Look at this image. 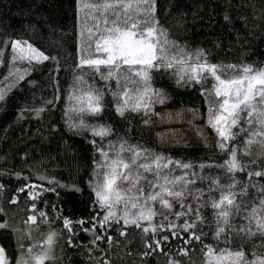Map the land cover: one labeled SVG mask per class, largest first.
<instances>
[{
    "label": "trees",
    "instance_id": "1",
    "mask_svg": "<svg viewBox=\"0 0 264 264\" xmlns=\"http://www.w3.org/2000/svg\"><path fill=\"white\" fill-rule=\"evenodd\" d=\"M102 2L0 0V78L15 41L25 42L48 57L36 65L28 61L33 67L0 100V224L7 225L0 228V247L7 263L20 264L23 260L32 264L31 256L46 247L45 238L51 233H55L49 251L51 258L45 264H205V246L217 252L243 251L249 262L258 256L264 258V234L257 232L255 225V235L238 231L248 223L244 219L245 207L258 206L264 197L259 191L264 187V177L248 176L250 172L264 171V155L255 145L251 155L244 154L245 134L229 141L228 150L218 147L220 137L209 124V109H214L218 102L213 94L215 79L204 73L198 83L189 82L186 75L181 80L176 62L172 68L153 67L147 70L153 103L133 110L130 98L141 85L138 77L131 76L137 83L127 84L129 103L121 115L117 111L121 100L113 93L123 91L124 80L118 88L115 80L101 78L108 72L106 66H100L99 72L87 66L78 67L82 58L105 56L94 52L93 42L105 34L118 14L121 27L136 23L138 30L153 27L159 31L162 39L158 49H163L159 52L165 60L172 55L199 54L201 60L219 66L264 69V0H118L119 5L127 6V11L117 6L106 13L99 7ZM141 67L134 66L132 71ZM120 72L128 76V66ZM81 75L87 85L102 94L103 110L98 114L80 112V106L72 99L83 87L77 80ZM163 105L200 107L208 127L205 142L188 137L186 142L178 138V145L158 146ZM98 125L106 126L110 134L103 138L93 135L91 129ZM231 131L237 133L238 129ZM197 136L203 137L199 133ZM121 143L126 148H139L149 156H161L165 161L191 164L189 170L170 167L173 175L187 172L190 179H196L190 188L204 190L201 200L188 196L183 201L198 207L202 220L176 217L173 213L184 209L175 202L165 220L159 214V203L149 202L145 208L151 207L157 215L150 221H140V227L125 225L121 203L117 205L118 213H113L101 227L110 209L101 208L97 201L96 185L102 181L98 173L104 172L97 167L104 161L98 149L108 151L112 157L114 150L109 146ZM232 149L244 167V171L234 174L221 167L230 159ZM122 155L127 159L130 154ZM200 165L206 167L201 169ZM192 172L196 177H192ZM145 175L152 179L150 174ZM211 179H218L221 185L234 179L236 192L241 186L247 188L246 195L237 197L242 213L230 217L233 230L226 228L219 238L215 234L216 210L211 206V200L219 199V192L209 191ZM141 184L146 197L150 188L145 181ZM22 188L24 191H20ZM31 216L37 217L34 223L29 221ZM133 218L134 215L128 216ZM65 219L71 222L68 228ZM185 220L196 224L190 231L199 235L200 240L191 239L190 232L179 227L175 229L176 236L171 234L169 222L180 225ZM152 227L157 231H142ZM157 240L161 241L159 247Z\"/></svg>",
    "mask_w": 264,
    "mask_h": 264
},
{
    "label": "snow or ice",
    "instance_id": "2",
    "mask_svg": "<svg viewBox=\"0 0 264 264\" xmlns=\"http://www.w3.org/2000/svg\"><path fill=\"white\" fill-rule=\"evenodd\" d=\"M117 6L124 7L127 11V6H122L117 3H108L107 0L99 5V7L106 13L108 9ZM119 16L112 21V26L107 27L105 34L96 39L94 43V52L96 54H105L104 58H88L81 59L78 67L83 69L88 67L95 72L100 71V66H106L108 72L102 75L104 80H115L119 88L121 80H124L125 86L123 91H117L113 95L121 100L117 111L123 115L124 110L129 103V91L127 88L128 83H137L130 79L131 76L138 77L141 87L136 89V94L130 99L133 101V110H139L141 106L147 108L151 103L152 91L149 88L148 81L150 79L148 69L153 67H174L171 59L165 60L163 56H157V45L159 44L158 38L155 37V29L147 27L143 30H138L136 23L125 24L121 27ZM104 23L107 25L108 21L105 19ZM155 41V43H154ZM91 46V45H90ZM14 61L16 60H32L42 61L47 60L48 57L44 56L42 52L33 48L31 45H21L20 41H15L12 45ZM161 52L163 49H159ZM191 59V58H189ZM158 61V63H154ZM181 66L180 79L183 80L185 75L188 81L199 82V77L204 73H209L216 81L214 85V96L217 98L216 107L209 109V124L216 130L220 137L218 147L221 150H228V142L234 140L236 135L245 134L246 139L243 141L244 154L251 155L252 146L255 145L259 148L260 153L264 155V69L255 70L251 66H244L237 69L235 65L218 66L214 64H207L200 62L199 55L194 63L190 64L187 69L182 66L185 61H179ZM123 66H128L129 75L124 76L120 69ZM134 66H142L139 70L133 72ZM228 70H232L233 75L222 78V75L217 73L226 74ZM23 79V77H20ZM78 82L83 85L76 91L72 97L80 106V112H89L91 114H98L103 110L101 99L102 94L99 90L94 89L92 86L87 85L84 81L83 75L77 78ZM4 98L3 92H0V100ZM77 110V109H74ZM243 121V123H241ZM237 128V133H232L231 129ZM93 135L103 138L110 134V129L106 126L98 125L92 129ZM110 150H114V155L109 157V152L104 149H98L104 161L98 164V168H103L102 181L96 185L97 201L101 208L111 209L113 206L123 203L124 205V218L125 225L133 224L140 227V221L151 220L157 213L151 207L145 208L149 202H158L161 212L159 213L165 220L168 219V213L172 212L173 202L177 203L184 211L173 213L176 217L192 216L193 220H202L199 216V208H193L192 204H184V200L188 196H192L194 200H201L204 195L203 189H193L190 185L196 183L195 178H189L187 172L182 175L176 176L172 173V167L180 168L183 170L192 169V165L188 163L174 162L172 160L165 161V158L157 155H146L143 150L136 147H125L123 143L117 145H110ZM128 152L130 155L125 159L123 153ZM201 169L205 165L199 166ZM227 169V172L234 174L237 171H244V167L237 160V152L235 149L230 150V159L225 165H221ZM145 174H150L152 179H148ZM196 173L192 172V177H196ZM249 177H264V171H254L248 173ZM204 179V177H200ZM141 181H145L150 191L145 197L144 187ZM236 181L231 180L227 185H221L218 179H211V186L209 191L216 190L219 192V199L211 200V206L216 210V236L220 237L225 232L226 228L233 230V225L230 223V217L242 213L241 203L237 202L238 196L247 194V188L241 186L240 191L236 192L233 189L236 187ZM24 191V189H20ZM261 194H264V187L259 189ZM143 199V203H140ZM35 207V205H33ZM138 209L134 214L133 219H128L129 210ZM244 219L248 222L245 226L238 229L239 233L247 235H255L252 231V226L255 225L257 232L264 234V197H262L258 206L248 209L245 207ZM113 213L109 212L108 216L104 217V221L100 226L103 227L104 223L109 220ZM41 217L45 213H40ZM36 216L29 217L30 222H35ZM70 221L64 220L66 228L70 227ZM83 223V221H80ZM7 225L0 224V228H5ZM179 227L184 232H190V238L200 240V236L194 231H190L196 227L194 222L189 223L187 220L183 224L176 225L171 222L168 224V229L173 236L177 235L175 229ZM95 228V225H93ZM163 230L164 226H159ZM145 233L152 231L156 232L157 228H143ZM122 235L124 233H121ZM55 233L49 234L45 238L46 247L41 251L31 256L32 264H45L46 260L50 259L49 251L54 242ZM98 239L100 237H97ZM168 237L164 236L163 240L167 241ZM156 246L161 244L157 240ZM147 247L152 248V244ZM205 264H264V258L257 257L254 261H247L243 251L231 252L227 249H222L217 252L211 246H205ZM32 250L29 249L31 254ZM184 254H187L186 252ZM0 264H7L4 249L0 247ZM20 264H26L21 260Z\"/></svg>",
    "mask_w": 264,
    "mask_h": 264
},
{
    "label": "rangeland",
    "instance_id": "3",
    "mask_svg": "<svg viewBox=\"0 0 264 264\" xmlns=\"http://www.w3.org/2000/svg\"><path fill=\"white\" fill-rule=\"evenodd\" d=\"M154 34H155V37L158 38L160 42V40L162 39V37L160 36V32L159 31L157 32L155 30ZM24 44H27V43L21 42V45H24ZM159 46L160 44L157 45V52H156L157 56H161L159 49H158ZM37 50L39 52H42L39 49ZM13 55L14 53L12 50L9 56L6 71L3 77L0 78V92H3V94H5L8 90H10V88H13L14 85L17 83V81L20 79V77H23L33 67L28 64V60L14 61L12 59ZM43 55L45 56L44 53ZM198 55L199 54H195L194 57L190 56L189 54H186L184 57H181V56L178 57L176 55H172V56H169V59L173 61V64L176 62L177 66L180 67L179 72L181 73L182 69L178 62L182 60L185 61L182 67L184 69H187L190 64L196 61ZM100 58H104V56L103 57L100 56ZM199 59H200V62H206L207 64H212V63H209L208 61L201 60L200 55H199ZM31 62H33V64L36 65V64H39L41 61L32 60ZM154 63H158V61H154ZM241 67H244V66H237V69ZM253 69L260 70L259 68H253ZM217 74L222 75V78H227V76L233 75V72L232 70H228L226 74H223L220 72H218ZM151 103H153V99H151ZM162 109L163 111L161 113L162 116L160 118V127H159L160 129H159V134H158V139H157L158 146L168 147L171 145H178V143H176L179 141L178 138L181 139L182 142L184 141L186 142L188 140V137L201 140L200 142H205V139H207L206 132H208V127L204 123V114L200 107L179 106V107L170 108V107L163 105ZM198 133L200 135H203V137L201 138L198 137L197 136ZM100 179L102 180V176H100ZM117 210H118L117 205H115L110 209V212L118 213ZM120 212H124V208L123 210H120ZM137 212H138V209H130L129 215H134Z\"/></svg>",
    "mask_w": 264,
    "mask_h": 264
}]
</instances>
